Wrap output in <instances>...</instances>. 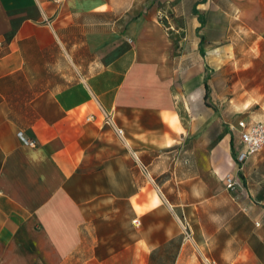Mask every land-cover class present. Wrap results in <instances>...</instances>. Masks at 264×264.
Listing matches in <instances>:
<instances>
[{
  "label": "crops",
  "instance_id": "1",
  "mask_svg": "<svg viewBox=\"0 0 264 264\" xmlns=\"http://www.w3.org/2000/svg\"><path fill=\"white\" fill-rule=\"evenodd\" d=\"M224 17L264 89V0H0V264H264V148L237 170L206 111Z\"/></svg>",
  "mask_w": 264,
  "mask_h": 264
},
{
  "label": "rangeland",
  "instance_id": "2",
  "mask_svg": "<svg viewBox=\"0 0 264 264\" xmlns=\"http://www.w3.org/2000/svg\"><path fill=\"white\" fill-rule=\"evenodd\" d=\"M224 17V24L227 23L228 31L224 27V52H228V55L223 58V66L221 71L215 72L213 69H207L204 76L208 81V86L206 88V111L207 113H217L218 116L223 118V128L226 132L230 130L229 125H235L238 119L245 117L249 110L252 108L258 109L259 104H252L254 99L258 101H264V89L258 88L253 89L247 85L252 84V78L247 69H239L236 67L231 69V56H230V22L229 18ZM225 26V25H224ZM165 27V26H164ZM171 30V29H170ZM169 30V31H170ZM170 35L174 36L175 39V51L181 52L183 50L182 37L179 32L171 30ZM248 43H252L250 38H247L245 33H241L239 44V52H244L248 47ZM192 46H194L192 44ZM259 48L264 47V45H259ZM193 50L197 52V47H194ZM233 52H237L235 48ZM246 59V58H245ZM220 70V69H219ZM249 77V78H248ZM254 98V99H253ZM249 102V104H247ZM236 138H231L230 140V150L231 153H234V145ZM238 148V146L236 147ZM240 170L241 169H237ZM239 171V172H240ZM239 176L243 178V175L239 173ZM245 181H241L237 184L234 189H224L227 194L235 196L236 194L241 198H245ZM228 195H224V207L226 203L228 204Z\"/></svg>",
  "mask_w": 264,
  "mask_h": 264
},
{
  "label": "built area",
  "instance_id": "3",
  "mask_svg": "<svg viewBox=\"0 0 264 264\" xmlns=\"http://www.w3.org/2000/svg\"><path fill=\"white\" fill-rule=\"evenodd\" d=\"M52 1L58 2L60 0ZM103 122L112 126L116 134L121 138L122 128L116 126L109 113H105L103 115ZM234 128H236L239 140L241 141V148L235 154V164L237 169H241L243 163L251 154L257 152L261 148H264V121L240 118L235 123ZM18 134L22 137L21 132ZM26 141L30 145L35 144V141L32 139ZM224 181L227 188L234 189L236 187V180L229 174L224 176ZM134 222H138V220H134ZM183 227L187 228L186 226Z\"/></svg>",
  "mask_w": 264,
  "mask_h": 264
}]
</instances>
